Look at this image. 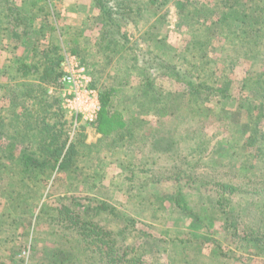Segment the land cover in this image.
Instances as JSON below:
<instances>
[{"label": "rangeland", "instance_id": "374dc122", "mask_svg": "<svg viewBox=\"0 0 264 264\" xmlns=\"http://www.w3.org/2000/svg\"><path fill=\"white\" fill-rule=\"evenodd\" d=\"M21 1L15 0L16 4ZM87 1L48 0L50 6L48 16L41 15L35 20V36L13 49L10 48L12 45L6 44L5 41L4 47L3 41L0 40V106H7L9 86L22 79L15 67L22 58L27 62L31 60L32 43L43 49L50 41V37L56 36L55 41L58 40L62 45V59L65 53L82 58L83 55L71 49V41L68 39L76 35L79 41H82L86 36L91 42H95L93 33L95 22L91 19L93 14L89 12L90 0ZM190 1L200 4L205 10L213 5L211 0ZM253 3L264 4V0H254ZM162 14L163 19L158 18ZM43 21L53 25L54 32L48 26L42 33L39 24ZM176 22V9L173 0H169L160 9L152 7L143 10L137 23L125 26L124 30L127 31L130 41L138 42L139 46L145 47L143 37L149 26H153L151 33L167 35L166 50L169 56L174 55L175 58L188 41L196 43L197 40L196 44L199 45V41L203 40L202 37L199 39V31L193 34L194 37H190L184 28H177ZM61 27H65L63 34L60 31ZM208 36L209 39L206 37L202 44L207 45L211 39L212 45H216L215 50L223 43L235 42L233 31L225 33L223 39L217 37L215 33L213 35L211 31ZM148 43L151 45L153 42ZM259 47L260 50L264 48L261 40ZM91 49L95 53L94 46ZM206 50L207 54L215 59L218 85H221L228 76L233 77V80L228 87L229 97L219 103H207L211 109L206 114L203 112L198 120H196L198 116L187 113L188 117L196 116L193 123L196 126L195 130L199 128L198 131L201 132L196 138H201L202 147L196 152L187 153L185 157L182 154L178 159L180 162L177 167L184 171L178 174L179 178L175 177L176 180L158 184L151 182L155 179L154 173L158 171V167L168 165L167 160L162 158V150L153 148L151 142L157 138L159 143L166 147L165 140L162 137L158 138L175 127L172 116L177 104L182 101L180 98L182 86L167 77L157 78L158 89H162L163 92L169 91L172 95L167 110L168 116L171 117L159 118L154 113L139 110L141 77L137 71L130 70L129 83L123 86L122 90L118 92L113 90L104 96L109 105L107 107L110 111V118L107 117L109 124L106 117L101 120L104 105L100 100V110L93 122L87 123L77 119L76 126H71L69 130L71 136L79 127H83L80 129L83 141L95 142V147L90 153L83 156L85 158L73 163V170H76L73 174L68 175L64 169H51L47 166L46 171L44 169L47 182L37 193V207L27 209L26 211L29 210L27 213L23 212L25 209L20 210L22 213L20 216L18 212L15 213L8 208L0 195V237L9 239V242L2 240L0 245V257L4 263L9 262L6 257L11 255L9 250L13 248V259L17 260V264H22L18 254L23 250L28 252L27 264L50 262L62 264L64 260L61 256L69 255L68 252L75 255L73 264H264V250H259L260 246L249 236L251 230L264 232V179H260L258 171L259 167L264 169V159L252 160L255 169L245 170L240 164L241 168L235 167L234 175L228 170L234 166L235 161H231L232 157L225 155L223 149L219 151L220 142L224 138L229 142L230 132L240 129L246 122L247 112L238 100L249 94L245 87L252 84L246 80L257 82L258 69H263L264 65L260 68L254 67L251 76L252 69L248 58L240 56L236 65L237 70L228 73L219 62L218 51L217 54L214 49ZM101 62L93 61L97 68H93L90 63L86 65L91 70L92 81L98 92L103 93L104 90L108 91L119 77L117 62L119 71H123L125 66H130L131 63L126 62L122 55L117 56L107 68L102 67ZM148 100L149 97L146 101L144 99L145 107ZM165 102L162 100V103ZM221 112L225 117L223 119L218 117ZM3 116H5L3 112H0V119ZM186 125L187 123L183 124L184 127ZM121 127L130 129L134 135L131 138L130 135L125 136L124 142L120 138L114 145H106L107 138L114 135L117 137L116 130ZM260 128L264 129V121L261 122ZM235 138L238 139V136ZM3 141L0 140V146L6 145V141ZM242 147L237 148L242 153L238 161H244V158L253 151V146L249 149ZM194 161L195 166L191 165ZM6 176L4 174L0 177L2 178L0 190L8 179ZM215 176L219 180L231 178L232 184L238 187V191L227 198V202H223L219 208L218 201H222V197L217 181L204 183L212 181ZM63 204L72 212L79 214L81 219L98 223L116 233V259L99 260L98 256L92 258L87 256L84 233H79L75 225L58 222L52 211L62 209ZM41 206L48 209V213L40 217L38 209ZM235 223L237 227L233 226ZM244 227H247L245 234ZM237 229L239 231L236 233ZM247 235L249 238L244 237ZM123 249H126V255L122 254ZM57 252H60L59 255ZM117 253H120L119 258ZM64 264L68 263L64 261Z\"/></svg>", "mask_w": 264, "mask_h": 264}, {"label": "trees", "instance_id": "16d2710c", "mask_svg": "<svg viewBox=\"0 0 264 264\" xmlns=\"http://www.w3.org/2000/svg\"><path fill=\"white\" fill-rule=\"evenodd\" d=\"M168 1L90 0L89 12L93 14L91 19L95 22L93 31L95 42H91L86 36L82 41H79L76 35H72L71 39H68L71 41V49L73 48L78 54L83 55L82 58L77 56L79 62L90 63L93 68L95 60H101L102 67L107 68L119 55H122L126 62L131 63L130 66L124 65V70L119 71L117 62L118 79L112 83L108 91L99 92L100 100L104 105L101 120L106 117L108 124L110 123L108 119L110 111L107 108L109 106L107 98L104 96L112 93L113 90H117L116 92L122 90V87L129 83L130 70L137 71L141 77L142 92L138 101L139 110L145 113H154L159 118L168 116L171 92H163L162 89H158L157 78L167 77L182 86L180 93L182 101L177 104L173 112L174 115L172 114V122L174 120L175 127L158 138L162 137L165 140L166 147L161 145L157 138L151 142L153 148L162 150V158L168 162V165H164L162 168L158 167L156 173L153 171L155 179L151 182L156 184L176 180L175 177L179 178L178 174L184 171L178 169L177 166L180 162L178 159L182 154L185 157L187 153L196 152L202 147L201 138H196V135H200L201 132L198 131L199 128L195 130L194 118L198 116L196 117L198 120L203 112L206 114L211 109L207 103H219L229 97L228 87L233 77L228 76L221 85H218L216 67H214L215 59L209 56L208 50H206L207 48L215 50L216 45H212L211 39L207 45L202 44L206 37L209 39L208 33L211 31L213 35L215 33L222 39L228 31L235 33L233 44L223 43L215 50L216 53L218 51L219 62L223 64L226 72L231 73L232 70H237L236 65L239 63L240 56L248 58L252 69L251 76L255 68L264 65V48L260 50L259 47V40L264 43V4L253 3L254 0H211L213 5L207 10L195 1L173 0L177 13V28H184L190 37H194L193 34L199 31V39L203 38L199 41V45L196 44L197 40L196 43L188 41L182 52L175 58L174 55L169 56L166 50L165 37L167 35L160 36L157 32L151 33L150 30L153 26H149L143 37L142 41L146 43L145 47L139 46L138 42L130 41L127 31L124 30L125 26L137 23L143 10L152 7L160 9ZM49 8L48 0H22L19 4H16L15 0H0V34L2 35L0 40L5 39V43L12 45L10 48L13 49L26 39L35 36V20L41 15L47 17ZM161 17L163 14L158 16L163 19ZM39 26L42 33L48 26L52 31L54 27L48 25L46 21L41 22ZM64 30L65 27L60 28L61 33ZM55 40L56 36L50 37V41L43 49H39L36 44L32 43L31 60L27 62L26 59H18L15 69L22 79L9 86L6 97L7 106H0V112L6 116L0 119V140L6 141V145L0 146V177H3L4 174L8 177L4 187L0 190V195L6 201L9 209L19 213L18 216L22 214L20 210L25 209L23 212L27 213L37 207V193L47 182L45 173L47 166L51 169H64L68 175H71L76 171L73 170V163L85 158L83 156L89 154L90 150L95 147V142L83 141L81 132L83 127L78 126L79 130L72 136L69 132L72 121L65 116L60 105L62 72L59 61L62 59V45L58 40ZM150 41L153 42L151 45L148 43ZM5 43L3 42V45ZM93 46L95 53L91 49ZM258 72L257 82L246 80L251 81L252 84V86L245 87L249 94H244L245 96L238 100L247 112L246 122L240 129L234 128L237 130L230 132L231 140L229 142L224 138L219 145V151L223 149V153L232 157L231 161H235L234 166L228 170L234 175L235 167L241 168L240 164L245 170L255 169L252 160L264 159V129L260 128L261 122L264 121V68L258 69ZM23 77L25 78L23 79ZM243 83L244 80L242 85ZM91 85L95 87L94 81H91ZM147 97L149 100L145 107L143 102ZM165 99H167L166 102ZM162 100L165 103H162ZM187 113H193L196 116L188 117ZM223 116L222 112L218 114L219 119L225 118ZM6 119L7 121H5ZM184 123H187L185 127ZM106 133L103 135L106 136ZM130 133V129L121 127L116 130L117 137L110 136L105 144L114 145L120 138L124 142L125 136L130 135L131 138L134 135V133ZM236 136L238 139L235 138ZM251 146H253L251 152L253 154H248L244 161H238L242 153L237 148L249 149L252 148ZM191 165L195 166L196 161ZM258 171H260V179H264V169L259 167ZM214 181H217L216 184L219 186L222 197V201H218L217 207L219 208L223 202H227V198L232 197L233 193L238 191V187L232 184L231 178L219 180L216 176L212 181L204 183ZM27 209L29 210L26 211ZM52 211L58 222L75 225L79 233H84L82 234L84 242H87L85 247L87 256L90 258L98 256L99 260L116 259L117 237L115 232L98 223L81 219V216L72 212L66 204L62 205V209H53ZM38 213L41 217L48 213V209L41 206ZM233 226L237 227V224L235 223ZM238 231L237 229L236 233ZM243 233H247V227H244ZM249 236L260 246L259 250H264V232L251 230ZM244 237H248V235ZM2 240L9 242L7 237H0V245ZM9 252L11 255L6 257L9 259L7 264H17V260L13 259L14 249L11 248ZM123 252L122 254L126 255V249H123ZM68 253L69 255L61 256V259L68 264H73L75 255H71V252ZM54 254L56 253L54 252ZM119 257L120 253H117V258ZM0 264H6L1 257ZM50 264H54V262H50Z\"/></svg>", "mask_w": 264, "mask_h": 264}, {"label": "built area", "instance_id": "2783aa9c", "mask_svg": "<svg viewBox=\"0 0 264 264\" xmlns=\"http://www.w3.org/2000/svg\"><path fill=\"white\" fill-rule=\"evenodd\" d=\"M79 58L72 53H65L59 62L61 69V108L66 116L76 126L77 119L82 122H93L100 110L99 92L91 85L92 74L90 68L79 62ZM18 256L22 264L28 262V252L23 250Z\"/></svg>", "mask_w": 264, "mask_h": 264}, {"label": "crops", "instance_id": "0c3cea01", "mask_svg": "<svg viewBox=\"0 0 264 264\" xmlns=\"http://www.w3.org/2000/svg\"><path fill=\"white\" fill-rule=\"evenodd\" d=\"M87 2H89V0H88ZM87 4H88V3H87ZM1 36H2V35L0 34V37H1ZM1 40H2V39H1ZM2 41L4 42V41H5V39H3Z\"/></svg>", "mask_w": 264, "mask_h": 264}]
</instances>
